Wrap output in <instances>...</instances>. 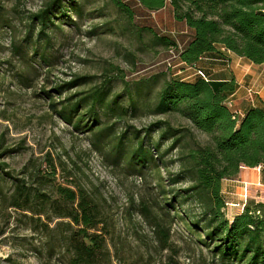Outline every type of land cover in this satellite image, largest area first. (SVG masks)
<instances>
[{
    "label": "trees",
    "instance_id": "16d2710c",
    "mask_svg": "<svg viewBox=\"0 0 264 264\" xmlns=\"http://www.w3.org/2000/svg\"><path fill=\"white\" fill-rule=\"evenodd\" d=\"M5 1L9 0H0V29H11L2 6ZM82 1L46 0L39 12L28 16L22 38L13 42L14 53L24 62L30 48L38 65H51L53 35L62 31L63 22L72 24L70 13L82 15L83 4L91 0ZM105 1L127 23L133 21L134 11L124 0ZM130 1L148 13L171 8L173 19L185 25L191 38L182 48L170 38H158V43L175 51L180 65L194 70L195 78L161 80L154 76L126 83L118 93L109 82L70 95L85 84V78L77 77L56 86L54 96L45 92L50 107L76 131L90 133L94 151L108 164L138 176L153 168L159 186L162 178L156 167H174L166 157L173 150L179 151V170L167 173L170 188L160 209L176 208L174 216L196 242L208 247L214 261L264 264V203L249 200L242 211L228 219L222 194V182L236 180L242 168L264 170V106L241 104V116V110L232 111L228 106L237 93L234 78L217 82L196 75L200 70L197 63L206 57L226 64L231 54L252 65H264V0ZM58 96L63 99L55 102ZM174 114L189 124V130L175 129L166 121L151 124L142 135L130 126L121 127L128 119ZM152 133L157 135L156 142L150 138ZM193 133L208 141L189 147L185 139ZM166 141L169 146L161 153ZM45 163L46 170L29 172L24 167L20 178L0 164V204L24 213L36 231L49 240L46 251L58 250L65 264H110V232L99 204L80 186L54 183L55 168ZM6 185H11L10 192L5 191ZM146 212L145 207L141 213Z\"/></svg>",
    "mask_w": 264,
    "mask_h": 264
},
{
    "label": "rangeland",
    "instance_id": "374dc122",
    "mask_svg": "<svg viewBox=\"0 0 264 264\" xmlns=\"http://www.w3.org/2000/svg\"><path fill=\"white\" fill-rule=\"evenodd\" d=\"M45 2L9 0L2 5L12 28L0 29V164L7 165L5 171L20 178L24 167L29 172L35 168L46 170L48 161L56 171L54 183L74 184L91 194L109 227L110 264H221L218 259L213 260L208 247L196 242L184 229L174 216L176 208L160 209L170 188L167 173L179 170V151L173 150L166 157L167 162H174V167L167 170L160 164L156 167L161 172V186L153 168L144 171L142 176L129 175L94 151L90 133L76 131L62 121L45 95L50 91L54 96L56 86L77 77L85 78V84L70 95L82 94L109 82L118 93L126 83L154 76L161 80L187 78L192 72L180 65L175 51L160 46L158 38H170L182 48L190 40L191 32L173 19L169 6L148 13L130 0H124L135 16L127 23L110 5H105V0H91L89 4L84 2L80 17L70 13L72 24L63 22L62 31L53 35L51 65H38V60L32 59L30 48L23 62L14 53L13 42L22 38L28 16L39 12ZM221 67L237 85V93L230 100L232 111L240 110L241 104L264 100V65L255 66L233 56L226 64L221 63ZM62 99L58 96L55 102ZM162 121L175 129L189 130V124L175 114L128 119L121 127L130 126L142 135L151 124ZM150 138L153 142L158 139L154 133ZM185 140L189 147L208 141L197 133L187 135ZM167 146L166 141L161 153ZM161 187L165 193H161ZM10 190L11 185H6L5 191ZM145 207L147 212L143 214ZM225 212L231 219L237 211L230 208ZM22 214L0 204V264H65L58 250L46 251L49 240Z\"/></svg>",
    "mask_w": 264,
    "mask_h": 264
},
{
    "label": "crops",
    "instance_id": "0c3cea01",
    "mask_svg": "<svg viewBox=\"0 0 264 264\" xmlns=\"http://www.w3.org/2000/svg\"><path fill=\"white\" fill-rule=\"evenodd\" d=\"M229 57H233V55L229 54ZM229 67V66H227ZM197 68L200 70H203L209 77L210 81H229L231 74L229 73L226 75L225 69L221 67V61L218 59H215L213 57H206L203 58L200 62L197 63ZM221 68V69H220ZM185 70H189L186 69ZM192 72L191 75H189L187 78H184L185 81H191L190 78L195 77L194 70H189ZM183 79V78H182ZM262 99V98H261ZM264 103V100H261ZM260 102L259 100L249 104L250 106H264V104ZM237 104V103H236ZM241 110V109H240ZM239 110V111H240ZM243 111L241 110L239 114L242 116ZM242 182H249L253 185H256L257 182L262 184V187L257 188L253 186L251 188V200H255L256 202L264 203V170L259 168L254 169H248V168H242L238 178L236 180H225L222 182V194L224 195L226 201L228 202H236L239 200V194L241 192V183ZM240 212V211H239ZM238 211L233 213L235 214L239 213Z\"/></svg>",
    "mask_w": 264,
    "mask_h": 264
},
{
    "label": "built area",
    "instance_id": "2783aa9c",
    "mask_svg": "<svg viewBox=\"0 0 264 264\" xmlns=\"http://www.w3.org/2000/svg\"><path fill=\"white\" fill-rule=\"evenodd\" d=\"M196 75L200 76L205 81L209 80L201 70H196ZM231 105H232V102L229 101L228 106L231 107ZM253 186L260 188L262 187V184L257 182L256 185H253L249 182H242L241 192L239 194V200L236 202L226 201V204H225L226 209L232 208V209H235L236 211H242L245 205L248 203V201L251 200V188Z\"/></svg>",
    "mask_w": 264,
    "mask_h": 264
}]
</instances>
